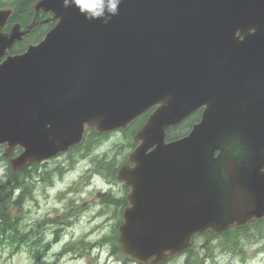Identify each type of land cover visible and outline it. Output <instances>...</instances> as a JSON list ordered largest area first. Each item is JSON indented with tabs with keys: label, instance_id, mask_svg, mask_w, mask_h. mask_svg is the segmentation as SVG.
<instances>
[{
	"label": "water",
	"instance_id": "water-1",
	"mask_svg": "<svg viewBox=\"0 0 264 264\" xmlns=\"http://www.w3.org/2000/svg\"><path fill=\"white\" fill-rule=\"evenodd\" d=\"M33 10L6 30L14 8L0 7V145L5 156L23 149L15 170L156 107L117 172L131 188L127 256L156 264L196 233L264 216V0H36ZM43 22L54 26L40 42L9 53ZM202 106L190 134L167 142Z\"/></svg>",
	"mask_w": 264,
	"mask_h": 264
},
{
	"label": "rangeland",
	"instance_id": "rangeland-1",
	"mask_svg": "<svg viewBox=\"0 0 264 264\" xmlns=\"http://www.w3.org/2000/svg\"><path fill=\"white\" fill-rule=\"evenodd\" d=\"M13 2L14 0H3ZM131 136V137H130ZM132 142V135L129 132H112L103 138L99 147H94L85 157L84 148L79 151L65 153L58 158L46 160L39 165L34 173L31 187V194L23 204V207H15L13 215L20 217V228L28 230L33 222L40 221L43 225L44 239H52L55 229L62 228L60 240L53 245L47 256L33 257L27 245L14 250L16 241L11 237L4 238L0 234V264H123L124 260H118L117 256L110 254L111 243L98 244L93 248L77 245L74 252H62L64 247L70 243H86L100 240L103 236L112 233L118 221V207L106 202L108 196L120 197L123 194V185L113 181L108 184L111 178L105 174L91 176V183L87 182L88 170L96 167L100 159L120 163L129 153ZM0 150V177H7L10 174L9 162L1 158ZM74 162H70L72 159ZM112 188L113 192H109ZM112 193V194H110ZM71 225H66V222ZM264 227V224L259 225ZM258 228H249L240 231L242 235L236 236V231L231 230L227 238L221 237L210 255L209 261L204 259L202 264H262L264 257V236H261ZM206 236L197 239L196 248L203 259ZM238 239V243L236 242ZM233 252L226 245L232 247ZM12 243V244H11ZM237 244V246H235ZM82 247V248H80ZM238 250L237 253L235 251ZM63 254L60 259L55 257V252ZM221 251V252H220ZM57 253V254H58ZM76 255L77 257H74ZM119 256V253H118ZM120 257V256H119ZM121 258V257H120ZM185 257L175 259L168 264H182ZM58 261V262H57ZM126 264H130L126 262Z\"/></svg>",
	"mask_w": 264,
	"mask_h": 264
},
{
	"label": "trees",
	"instance_id": "trees-1",
	"mask_svg": "<svg viewBox=\"0 0 264 264\" xmlns=\"http://www.w3.org/2000/svg\"><path fill=\"white\" fill-rule=\"evenodd\" d=\"M34 0H14L13 4L15 6V13L12 16V20H20L22 23H28L30 19L29 12L32 10L31 5ZM3 4V0H0V5ZM51 24H43L36 28L33 33L25 38L23 41L18 42L15 47V52L23 51L27 45L31 42L40 41L43 36L49 31ZM179 134L170 133V138L176 137ZM103 136L98 135L94 132H90L83 144L76 147L77 150L82 147L85 149V154H89V151L93 146H97L101 143ZM5 160L4 157L1 156ZM97 165L100 169L105 170L106 173L109 172L111 176L115 175L117 167L114 162L100 159L97 161ZM31 178L32 174L30 169L24 170L23 172L16 173L10 169V174L6 179L0 178V232L2 234H8L13 240L19 244H29L32 248L34 256H40L41 253L38 249L41 247V239L38 236V232H33V230L24 231L20 228L21 219L13 215V210L15 207H23L27 198L31 195ZM35 227L40 230V224ZM41 231V230H40ZM39 231V232H40ZM33 244L37 246L34 247Z\"/></svg>",
	"mask_w": 264,
	"mask_h": 264
},
{
	"label": "flooded vegetation",
	"instance_id": "flooded-vegetation-1",
	"mask_svg": "<svg viewBox=\"0 0 264 264\" xmlns=\"http://www.w3.org/2000/svg\"><path fill=\"white\" fill-rule=\"evenodd\" d=\"M117 253V252H116ZM116 253H113V251H111V255H114V254H116ZM129 263V262H128ZM124 264V263H123ZM126 264V263H125Z\"/></svg>",
	"mask_w": 264,
	"mask_h": 264
}]
</instances>
